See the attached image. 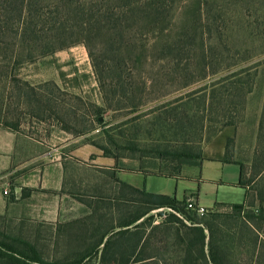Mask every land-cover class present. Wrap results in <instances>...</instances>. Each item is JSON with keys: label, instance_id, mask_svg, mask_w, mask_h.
<instances>
[{"label": "rangeland", "instance_id": "374dc122", "mask_svg": "<svg viewBox=\"0 0 264 264\" xmlns=\"http://www.w3.org/2000/svg\"><path fill=\"white\" fill-rule=\"evenodd\" d=\"M183 1L179 4L176 18L178 34L185 30V25L192 26L187 13L193 8L190 4L195 0ZM207 2L210 21L213 23V40L209 39L208 33L204 36L206 44L214 43L210 44L215 48L214 52L221 53L213 64L218 73L196 81L185 89H180V84L189 74L184 78V73H176V79L169 82L172 86L163 89V92L169 94L162 96L155 95L160 86V82L156 81V90L151 94L156 98H152L138 111L129 112L105 108L91 59L83 45L61 50L18 69L9 61H0V129H10L6 125L18 122V126L12 129L34 140L44 139L46 142L41 147L53 153H56L55 150L66 136L71 139L67 142L75 139V146L82 142L94 145L96 149L97 146H107L114 151L107 136L108 131L121 145L128 141H136L140 145L138 152L119 151V155L123 156L121 158L131 160L126 169L132 174L137 173L143 165L147 168L143 171L149 173L158 171L151 166L153 164L170 167L177 165L172 160L152 158V148L168 147L173 150L187 143L191 155L196 156L200 155L204 145L209 146V142L214 145L213 151L216 146H225L228 156L244 166L247 196L246 190L239 187H212L201 183L198 178L191 181L192 172L199 165L197 157L183 165L181 177L188 181L137 175L134 177L135 183L139 187L145 186L149 192L169 195L176 192L181 198L179 200L191 199L192 194L187 192H197L199 188L200 204L206 208H213L216 202H220L229 206H217L215 211L231 213V206L240 205L243 206L242 216L257 212L264 203V0ZM212 14L219 16L214 18ZM197 33L201 35L200 31ZM221 35L225 40L223 43L216 41ZM194 49L196 55L190 65V74L197 76L202 66L196 64L201 50ZM233 63L238 64L227 67V64ZM163 73L161 66L156 65L153 74L161 76ZM238 79L244 82L239 84L242 88L239 90L232 85ZM249 86L252 88L247 92ZM31 89L41 92V97H51L50 105L56 108V113H53L52 106L46 105V113L37 117V105H40L31 102V98L26 96V92ZM98 107H104L100 115H97ZM176 107L178 111H189L192 124L198 116L204 115V129H200L199 123L190 129H174L169 127V122L161 125L162 118L175 115L171 112L174 113L172 110ZM196 125L199 129H195ZM70 147L73 146H67L66 151ZM28 148L32 153L37 150L30 145ZM98 150L100 155H104ZM90 151V148H85L82 157L73 156L66 164L61 199L57 197L58 191L54 188L29 192L9 189L6 193L0 187V230L35 243L48 261L71 258L86 251L99 238L95 227L111 223L107 215L109 209L102 205L96 209L99 199L114 196V188L118 186L107 164H102L108 160H100L98 154H94L98 153L96 150L94 153ZM36 162L41 163V160ZM239 172V165L227 164L225 171H218V179L237 181ZM50 175L48 181L52 183L53 174ZM162 210L152 213L156 223L165 218L160 216ZM228 220L226 227H242L248 222ZM255 222L258 223V220L255 219ZM260 231V237L264 239V224ZM235 247L233 252L238 264H259L256 263L259 253L256 250L252 256L247 239ZM263 251L261 247L260 252ZM90 264H97V261L93 260ZM261 264H264V258Z\"/></svg>", "mask_w": 264, "mask_h": 264}, {"label": "trees", "instance_id": "16d2710c", "mask_svg": "<svg viewBox=\"0 0 264 264\" xmlns=\"http://www.w3.org/2000/svg\"><path fill=\"white\" fill-rule=\"evenodd\" d=\"M183 2L0 0V61H9L18 69L61 50L83 45L91 59L105 108L136 112L157 95L169 94L163 92V89L172 86L169 82L176 79V73H184V78L189 74L180 84V89H185L219 72L213 64L221 53H215V48L210 46L214 43L206 44L204 36L208 33L209 39L213 40V23L207 8L209 3L207 0L193 1L190 4L193 8L187 13L192 26L185 25V30L178 34L176 18L179 4ZM212 16L216 18L219 15ZM198 31L201 35H198ZM218 40L225 42L222 35L218 36ZM194 48L201 50L196 64L202 66L197 76L190 74V65L196 55ZM237 64H227V67ZM156 65L161 66L162 72L164 70L161 76L153 74ZM156 81L160 82V86L156 96H151L156 90ZM239 84L244 82L238 79L232 83L233 88L242 89ZM251 88L249 86L247 92ZM26 96L31 98V102L40 105H37V117L46 113V105L52 106V98L44 95L41 97V92L31 89L26 92ZM51 108L54 113L56 108ZM102 109L104 107L97 108V115L101 114ZM172 111L175 115L162 118L161 125L169 122L171 128L190 129L199 123L200 129H204V115L198 116L192 124L188 110L178 111L176 107ZM96 120L99 122L98 116ZM6 126L15 131L12 128L18 126V122ZM195 129L199 127L196 125ZM106 132L114 151L107 146H96L104 156L115 159L116 166L123 157L119 155L120 150L140 151L136 141L121 145ZM186 144L173 150L168 147L152 148V158L172 160L177 165L170 167L153 164L151 166L158 171L152 173L143 171L147 169L143 165V168H138V172L146 176L188 180L181 177L183 165L195 157L200 162L202 150L200 155L192 156ZM225 156V162H235L240 166L236 186L245 189L247 196L243 164L232 160L227 150ZM111 177L118 185L114 188L115 195L99 197V206L96 208L100 209L102 205L109 209L107 215L111 223L95 227L99 238L86 251L71 258L48 261L35 243L0 230V264H90L93 260L97 264H238L233 251L236 244H241L244 239H247L252 256L258 251L256 263L261 264L264 251L260 252V249H264V239L260 237V229L264 224V203L257 212H251L248 216L241 215L243 206H231V213H222L214 208L229 205L217 204L200 217L188 206L190 198L179 200L176 193L167 195L148 192L144 188L120 181L116 171L111 173ZM196 197L194 194L191 199L197 206ZM159 210H162L160 216L165 218L156 223L152 213ZM163 211L166 213L162 214ZM228 219L232 222L248 220L251 223L247 222L242 227H226Z\"/></svg>", "mask_w": 264, "mask_h": 264}, {"label": "crops", "instance_id": "0c3cea01", "mask_svg": "<svg viewBox=\"0 0 264 264\" xmlns=\"http://www.w3.org/2000/svg\"><path fill=\"white\" fill-rule=\"evenodd\" d=\"M230 129V128H227ZM64 133V131H60ZM67 135V134H66ZM65 136V135H64ZM63 139V143L59 146L55 152L46 151L41 147L45 144V140H34L26 134L20 133L19 131H12L10 129H0V187H3L5 191L9 192V189L18 192L19 190L25 191H38V190H46L44 188H48L50 190L52 188L55 189L57 192V197L61 199V195L63 192V184L66 175V164L70 162L73 156H80L82 157V152L85 148H90L91 153L98 152L94 154H98V159L100 160H108L107 164L108 170L116 171V175L118 179L122 182L127 184L133 185L138 188L146 187H139L135 183V178L137 175H143L140 172L137 173H130L128 172V167L130 166V159L128 158H120L116 164V160L110 157H106L104 155H100L98 148L94 147V145H90L87 143H79V145L75 146V139H72L73 143L67 142L71 139L67 138ZM45 141V142H44ZM209 146L206 147L205 145L202 148V160H200L197 170L192 172L190 180L197 179L204 184L211 185L212 187H224V186H233L237 187L236 183L238 180H219L218 171H225V166L227 164H236L235 162H225V155H226V147L225 146H216L213 151L214 145L212 142L208 143ZM29 145L34 148L36 147L37 150L33 151L29 149ZM72 145L66 151V147ZM211 149V150H210ZM96 150V151H95ZM69 151V153H67ZM36 160H41V163H37ZM43 163V164H42ZM42 164V165H41ZM119 167V168H118ZM121 168V169H120ZM127 168V169H126ZM214 173V171H216ZM53 174L52 183H50L49 178L51 177L50 174ZM240 176V172L238 173ZM224 175V173L222 174ZM238 176V177H239ZM189 180V179H188ZM184 180V181H188ZM147 191V190H146ZM149 192V191H148ZM199 188L197 192L193 190L188 191L192 195L197 193V202L200 206L199 201ZM27 193V192H26ZM155 193V192H152ZM176 193V192H175ZM186 193V194H187ZM161 194V193H160ZM169 195V194H167ZM173 195V194H171ZM177 198L178 194L176 193ZM63 197V195H62ZM22 200V199H21ZM217 204H225L216 202ZM227 205V204H226ZM214 206V207H215ZM204 207V206H202ZM213 207V208H214ZM206 208V207H205ZM59 209V206H58ZM212 209V208H206ZM59 211V210H58Z\"/></svg>", "mask_w": 264, "mask_h": 264}, {"label": "built area", "instance_id": "2783aa9c", "mask_svg": "<svg viewBox=\"0 0 264 264\" xmlns=\"http://www.w3.org/2000/svg\"><path fill=\"white\" fill-rule=\"evenodd\" d=\"M8 191H6L7 193ZM188 206L192 209H194L197 214L202 217L207 213V209L205 207L200 206L199 204L196 206L194 200L190 199Z\"/></svg>", "mask_w": 264, "mask_h": 264}, {"label": "water", "instance_id": "95a60500", "mask_svg": "<svg viewBox=\"0 0 264 264\" xmlns=\"http://www.w3.org/2000/svg\"><path fill=\"white\" fill-rule=\"evenodd\" d=\"M239 207H240V205L235 206V208H239Z\"/></svg>", "mask_w": 264, "mask_h": 264}]
</instances>
